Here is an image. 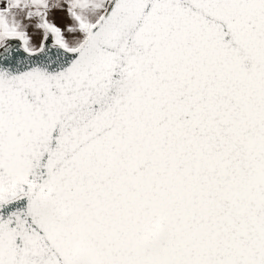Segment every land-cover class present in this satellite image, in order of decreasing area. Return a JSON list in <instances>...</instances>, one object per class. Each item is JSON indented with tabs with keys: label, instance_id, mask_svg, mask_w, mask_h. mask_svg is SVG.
<instances>
[{
	"label": "snow or ice",
	"instance_id": "obj_1",
	"mask_svg": "<svg viewBox=\"0 0 264 264\" xmlns=\"http://www.w3.org/2000/svg\"><path fill=\"white\" fill-rule=\"evenodd\" d=\"M0 264H264V0H0Z\"/></svg>",
	"mask_w": 264,
	"mask_h": 264
}]
</instances>
